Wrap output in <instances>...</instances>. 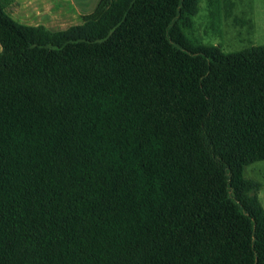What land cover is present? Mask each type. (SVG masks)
Instances as JSON below:
<instances>
[{"label": "trees", "instance_id": "1", "mask_svg": "<svg viewBox=\"0 0 264 264\" xmlns=\"http://www.w3.org/2000/svg\"><path fill=\"white\" fill-rule=\"evenodd\" d=\"M198 1L0 0V264H264V45L190 41Z\"/></svg>", "mask_w": 264, "mask_h": 264}, {"label": "rangeland", "instance_id": "2", "mask_svg": "<svg viewBox=\"0 0 264 264\" xmlns=\"http://www.w3.org/2000/svg\"><path fill=\"white\" fill-rule=\"evenodd\" d=\"M185 35L195 44L218 45L223 52L264 45V0H199ZM264 160L246 165V178L259 177Z\"/></svg>", "mask_w": 264, "mask_h": 264}, {"label": "crops", "instance_id": "3", "mask_svg": "<svg viewBox=\"0 0 264 264\" xmlns=\"http://www.w3.org/2000/svg\"><path fill=\"white\" fill-rule=\"evenodd\" d=\"M99 0H13L12 15L26 25H43L50 30H59L77 23L84 14L91 13ZM1 51V45H0ZM261 184L257 192L264 207V168L259 177L251 178Z\"/></svg>", "mask_w": 264, "mask_h": 264}]
</instances>
